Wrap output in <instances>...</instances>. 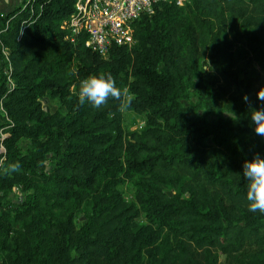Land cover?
Listing matches in <instances>:
<instances>
[{
	"label": "trees",
	"instance_id": "1",
	"mask_svg": "<svg viewBox=\"0 0 264 264\" xmlns=\"http://www.w3.org/2000/svg\"><path fill=\"white\" fill-rule=\"evenodd\" d=\"M73 1L25 0L0 13V97L10 119L0 264H214L212 248L264 264V214L248 210L242 176L245 160L264 158L250 117L262 106L264 0L156 2L132 21L133 43L105 56L84 46V33L70 39L59 27ZM202 59L228 88L234 120L182 102ZM109 73L134 97L127 109L144 116L140 129L122 128L120 101L78 103L81 80ZM47 95L57 98L52 112L41 105ZM17 162L20 171L6 175ZM123 179L133 181L134 201L118 190Z\"/></svg>",
	"mask_w": 264,
	"mask_h": 264
},
{
	"label": "rangeland",
	"instance_id": "2",
	"mask_svg": "<svg viewBox=\"0 0 264 264\" xmlns=\"http://www.w3.org/2000/svg\"><path fill=\"white\" fill-rule=\"evenodd\" d=\"M25 0H0V13H5L17 5H21ZM234 33V29H230ZM4 56H6V50L1 49ZM256 73L258 74L257 83L259 88L264 86V77L259 69V66L255 65ZM2 74H6L4 78L5 84L11 86V80L8 76L9 66L6 69L2 67ZM197 86L195 88H188L187 94L182 98L183 103H195L199 111H205L207 118H228L232 116V112L229 110L226 104L225 97L228 94V88L216 74V72L210 68L204 59L201 60L199 75L196 77ZM41 105L46 108L47 111L52 112L57 106V98L55 96L47 95L41 99ZM121 110V108H120ZM6 110L2 104L0 97V123L2 124L1 131L6 130V124L9 122ZM144 116L131 109L121 110V126L124 130H138L143 126ZM29 143L28 139H21L20 145L25 147ZM118 190L121 192L122 197L126 201H134L135 186L131 179H123L118 185ZM21 194V191L17 185H13L9 192L12 198ZM80 213L75 214V224L79 222ZM138 221H144L143 214L140 212L136 217ZM204 253V252H203ZM206 259H214V264H245L241 255L235 257L228 256L218 249H210L206 252Z\"/></svg>",
	"mask_w": 264,
	"mask_h": 264
},
{
	"label": "built area",
	"instance_id": "3",
	"mask_svg": "<svg viewBox=\"0 0 264 264\" xmlns=\"http://www.w3.org/2000/svg\"><path fill=\"white\" fill-rule=\"evenodd\" d=\"M159 1L183 5L188 0H74L72 9L61 20L59 27L66 30L65 36L70 39L84 33V46L105 56L113 44L129 47L133 43L132 21L141 14H150L154 4ZM8 120L6 126L10 123ZM1 129L0 150H3L1 139L7 132Z\"/></svg>",
	"mask_w": 264,
	"mask_h": 264
},
{
	"label": "clouds",
	"instance_id": "4",
	"mask_svg": "<svg viewBox=\"0 0 264 264\" xmlns=\"http://www.w3.org/2000/svg\"><path fill=\"white\" fill-rule=\"evenodd\" d=\"M256 97L262 106L252 109L250 117L254 125V133L264 139V88L257 91ZM110 99L120 101L121 110H126L131 106L134 97L127 89L118 87L110 73L90 75L81 80L77 93V100L80 105L88 103L93 108L99 109L105 106ZM242 99L245 102L249 101L247 95ZM19 171L18 162L11 163L4 169L6 175H12ZM242 176L247 181L248 210L253 213L264 214V158L257 154L253 159L245 160L242 165Z\"/></svg>",
	"mask_w": 264,
	"mask_h": 264
},
{
	"label": "water",
	"instance_id": "5",
	"mask_svg": "<svg viewBox=\"0 0 264 264\" xmlns=\"http://www.w3.org/2000/svg\"><path fill=\"white\" fill-rule=\"evenodd\" d=\"M44 110H47L46 108H44Z\"/></svg>",
	"mask_w": 264,
	"mask_h": 264
}]
</instances>
